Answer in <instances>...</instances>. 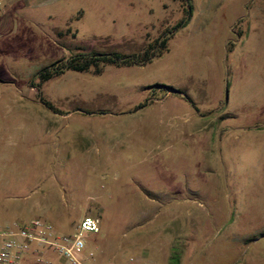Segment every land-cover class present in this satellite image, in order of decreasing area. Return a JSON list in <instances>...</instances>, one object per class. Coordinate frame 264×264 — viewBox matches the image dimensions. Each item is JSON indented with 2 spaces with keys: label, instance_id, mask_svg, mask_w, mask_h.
<instances>
[{
  "label": "rangeland",
  "instance_id": "1",
  "mask_svg": "<svg viewBox=\"0 0 264 264\" xmlns=\"http://www.w3.org/2000/svg\"><path fill=\"white\" fill-rule=\"evenodd\" d=\"M189 2L190 23L169 33ZM162 36L149 62L30 86L60 58ZM88 214L101 220L88 264H264V0L9 2L0 223L68 232ZM22 264L69 263L50 251Z\"/></svg>",
  "mask_w": 264,
  "mask_h": 264
},
{
  "label": "built area",
  "instance_id": "2",
  "mask_svg": "<svg viewBox=\"0 0 264 264\" xmlns=\"http://www.w3.org/2000/svg\"><path fill=\"white\" fill-rule=\"evenodd\" d=\"M9 0H0V18ZM101 220L85 215L71 231H59L53 223L36 217L29 222L0 223V264H22L24 255L33 253L39 262L44 254L55 252L69 264H88L94 252L88 251L90 233L100 232Z\"/></svg>",
  "mask_w": 264,
  "mask_h": 264
},
{
  "label": "trees",
  "instance_id": "3",
  "mask_svg": "<svg viewBox=\"0 0 264 264\" xmlns=\"http://www.w3.org/2000/svg\"><path fill=\"white\" fill-rule=\"evenodd\" d=\"M190 1V0H189ZM194 6L192 2L188 3V9L185 17L179 21L169 33L174 32L180 28L186 27L192 17H193ZM168 37L162 36L154 42H150L148 46L139 53L126 54L118 51L111 52H99V51H89L81 52L79 54L72 55L70 58H60L55 60L38 70L36 77L39 79V82L34 84L33 81L30 82L31 87H38L42 83L64 74L66 71H78L85 72L92 68H95L98 73L103 69V66L106 64L116 65V66H132L140 65L146 62L151 61L155 56L161 55L163 50L167 47ZM163 92L170 90H175L174 87L161 83L157 84ZM46 106L54 111L59 112V110L50 102L45 101ZM259 236H264V231L259 234ZM254 238L251 239V241Z\"/></svg>",
  "mask_w": 264,
  "mask_h": 264
},
{
  "label": "crops",
  "instance_id": "4",
  "mask_svg": "<svg viewBox=\"0 0 264 264\" xmlns=\"http://www.w3.org/2000/svg\"><path fill=\"white\" fill-rule=\"evenodd\" d=\"M12 1H13V0H9L10 3H11ZM9 2H8V4H9ZM7 10H8V5H7V8H6L4 14H3V15L1 16V18H0V24L4 23V20H5L6 17H7Z\"/></svg>",
  "mask_w": 264,
  "mask_h": 264
}]
</instances>
